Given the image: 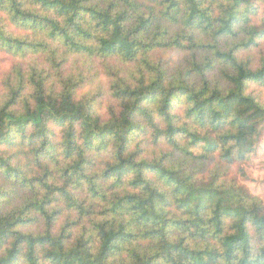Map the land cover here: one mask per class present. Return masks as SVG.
Here are the masks:
<instances>
[{"label": "trees", "instance_id": "1", "mask_svg": "<svg viewBox=\"0 0 264 264\" xmlns=\"http://www.w3.org/2000/svg\"><path fill=\"white\" fill-rule=\"evenodd\" d=\"M263 8L0 0V264H264Z\"/></svg>", "mask_w": 264, "mask_h": 264}, {"label": "rangeland", "instance_id": "2", "mask_svg": "<svg viewBox=\"0 0 264 264\" xmlns=\"http://www.w3.org/2000/svg\"><path fill=\"white\" fill-rule=\"evenodd\" d=\"M240 184L251 194L259 197L264 204V123L261 124V135L251 158V167L246 169Z\"/></svg>", "mask_w": 264, "mask_h": 264}]
</instances>
